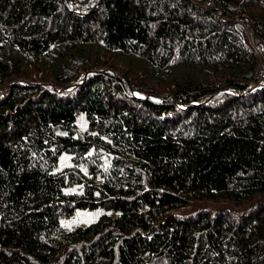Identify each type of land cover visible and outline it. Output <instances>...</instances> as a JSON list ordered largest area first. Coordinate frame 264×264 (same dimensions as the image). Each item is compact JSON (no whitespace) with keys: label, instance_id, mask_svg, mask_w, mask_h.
<instances>
[{"label":"trees","instance_id":"1","mask_svg":"<svg viewBox=\"0 0 264 264\" xmlns=\"http://www.w3.org/2000/svg\"><path fill=\"white\" fill-rule=\"evenodd\" d=\"M263 49L264 0H0V264H264Z\"/></svg>","mask_w":264,"mask_h":264},{"label":"rangeland","instance_id":"2","mask_svg":"<svg viewBox=\"0 0 264 264\" xmlns=\"http://www.w3.org/2000/svg\"><path fill=\"white\" fill-rule=\"evenodd\" d=\"M113 64L118 66L116 61H114ZM109 72L112 73L111 71H109ZM115 73L118 74V71H115ZM83 77H84V74H82L81 78H83ZM150 80L152 81L151 83H154L153 85L156 86V90H163L162 87L160 86L161 83H158L157 81H153L152 79H150ZM148 82H150V81L142 79L141 84L145 85ZM132 92H133V95L136 96V97H147L148 96V97H151V98H154V99H159V97L164 96L163 94L152 95L151 96V95H147L145 92H140V91H137V90H132ZM76 125H77L79 133H82L86 129L87 120H86V117H85L84 113L79 112L77 114ZM67 165L68 166L71 165V154L67 153V152H63L59 156L58 163H57V166H56L55 169L56 170H59V169L61 170V168L65 167ZM82 170H84V168H82ZM82 187L83 186L81 184H73V185L66 186L64 188V190L66 192H81ZM101 213H112V212H109V211H106V210H102L100 208H96V209H88V208L76 209L71 216L62 218L60 220V222H61L62 227H64L65 229L68 230V229H72L73 227H75L77 225L84 226V225H87V224L91 223Z\"/></svg>","mask_w":264,"mask_h":264},{"label":"water","instance_id":"3","mask_svg":"<svg viewBox=\"0 0 264 264\" xmlns=\"http://www.w3.org/2000/svg\"><path fill=\"white\" fill-rule=\"evenodd\" d=\"M251 37L254 40V33H253V28L251 29ZM263 54H264V49H263Z\"/></svg>","mask_w":264,"mask_h":264}]
</instances>
